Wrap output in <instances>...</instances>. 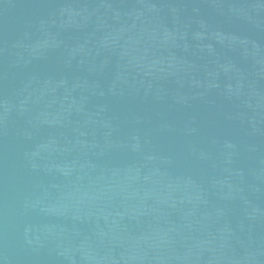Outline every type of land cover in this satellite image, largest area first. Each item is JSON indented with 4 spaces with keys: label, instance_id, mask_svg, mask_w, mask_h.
Returning <instances> with one entry per match:
<instances>
[{
    "label": "water",
    "instance_id": "water-1",
    "mask_svg": "<svg viewBox=\"0 0 264 264\" xmlns=\"http://www.w3.org/2000/svg\"><path fill=\"white\" fill-rule=\"evenodd\" d=\"M0 264H264V0H0Z\"/></svg>",
    "mask_w": 264,
    "mask_h": 264
}]
</instances>
